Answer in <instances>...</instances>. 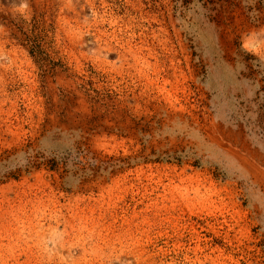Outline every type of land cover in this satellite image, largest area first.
Wrapping results in <instances>:
<instances>
[{"label": "rangeland", "instance_id": "374dc122", "mask_svg": "<svg viewBox=\"0 0 264 264\" xmlns=\"http://www.w3.org/2000/svg\"><path fill=\"white\" fill-rule=\"evenodd\" d=\"M0 264H264V0H0Z\"/></svg>", "mask_w": 264, "mask_h": 264}]
</instances>
